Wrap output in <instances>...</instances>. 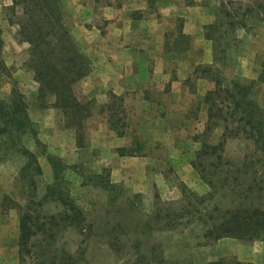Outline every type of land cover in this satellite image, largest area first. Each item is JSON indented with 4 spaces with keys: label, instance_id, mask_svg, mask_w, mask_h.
I'll use <instances>...</instances> for the list:
<instances>
[{
    "label": "rangeland",
    "instance_id": "obj_1",
    "mask_svg": "<svg viewBox=\"0 0 264 264\" xmlns=\"http://www.w3.org/2000/svg\"><path fill=\"white\" fill-rule=\"evenodd\" d=\"M17 1L0 0V99L11 98L13 90L25 97L31 124L24 127L21 144L43 170L36 177V199L55 182L50 157L65 165L59 181L81 215L59 231L57 253L67 252L74 264H128L140 244L142 253L162 250L167 258L264 264L262 240L224 237L197 246L204 241L199 218L205 210L233 205L222 182L235 184L237 178L245 181L254 170H264V154L255 152L244 135L226 132L232 137H224L222 119L215 118L217 124L206 129L209 105L204 102L217 85L233 91V81L241 86L255 81L264 112V0L51 2L67 30L63 44L71 41L86 67L72 84L80 103L77 113L55 106L54 94L40 97L31 45L20 31L27 15ZM185 10L204 13L202 34L184 31ZM207 25L213 40L205 36ZM162 30L159 50L153 46ZM142 63L150 64L139 69L145 80L130 93L118 76L126 74L128 64L135 70L128 72L137 74ZM121 90L125 93H117ZM216 103L215 111L228 112L224 94ZM203 142L223 146L199 156ZM27 161L0 141V264H32L34 258L21 261L19 254V206H27L31 197L20 175ZM194 163L220 185L214 199L207 195L215 188ZM45 208L49 213L68 210L62 211L57 201Z\"/></svg>",
    "mask_w": 264,
    "mask_h": 264
},
{
    "label": "trees",
    "instance_id": "obj_2",
    "mask_svg": "<svg viewBox=\"0 0 264 264\" xmlns=\"http://www.w3.org/2000/svg\"><path fill=\"white\" fill-rule=\"evenodd\" d=\"M17 2L15 0V3ZM51 2L55 4L58 0H21L20 3L24 5L23 9L27 18L25 21L22 19L20 31L24 40L31 45L30 53L35 62V78L41 82L42 86L40 97L46 98L47 93L54 94L55 106L69 108L77 113L80 103L74 95L72 84L86 74V67L75 48L70 45L71 41L66 45L63 44L67 30L61 24V18L56 9L50 7ZM211 27V25L205 26L207 29L205 36L207 39L213 40ZM254 85L255 81L243 86L239 85L238 81H233V91L231 89L223 90L218 85L209 90L204 96V102L209 105L206 129L213 128L212 126L217 124L215 118L219 117L225 125L224 137H232V135H226V132L233 133V137L244 135L246 139H250L254 143L255 152L264 154V112L256 100ZM222 94L228 99L226 107L228 112H224L223 109L215 111L217 108L216 99ZM11 96L6 100L0 99V141L3 140L4 146L16 148L27 157L28 161L21 168L20 175L31 188L29 204L19 206L21 211L20 259L25 261L33 254L32 264H74L73 257L65 252V249L63 250L65 254L62 255H59L56 249L59 231L72 227L69 225H74L79 218L78 215H81V211L73 202L69 204V194L61 187L62 184L59 181L65 165L59 159L50 157L56 179L55 182L47 186L46 193L36 199V177L41 176L43 170L36 155L21 144V137L25 132L24 127L31 124L25 97L17 90H13ZM222 146L203 142L202 151L198 154L199 156L202 154L210 156ZM194 165L201 172L202 178L215 188L207 195L208 199H214L220 187L228 188L226 190L229 192L225 195L227 198H229L228 195L233 198L231 207L215 204L212 208L205 210V213L199 218L201 237L204 241L198 242L197 246L208 245L224 237L264 241V170H254V177L250 179L245 177L244 179H248L245 181L237 178L235 184H229L230 182H226V179L223 181V178H220L219 183L223 182L219 187L217 183L202 174L200 163H194ZM203 200H206L205 197ZM52 201L63 205L62 211L68 210L63 213H49V209L45 208V205ZM32 205H37L38 210L32 209ZM79 225L80 222L77 223L78 227ZM82 228L84 226L79 229L82 230ZM35 239L38 240L34 242ZM137 246L135 254H131L128 259V264H249L226 261L225 258L203 263L188 261L184 259V256L167 258L162 250H157L155 254L149 253L148 250L142 253V246L140 244Z\"/></svg>",
    "mask_w": 264,
    "mask_h": 264
},
{
    "label": "crops",
    "instance_id": "obj_3",
    "mask_svg": "<svg viewBox=\"0 0 264 264\" xmlns=\"http://www.w3.org/2000/svg\"><path fill=\"white\" fill-rule=\"evenodd\" d=\"M183 16L185 18V29H184L185 32H187V33L196 32L199 35L202 34L203 25L206 24V20L204 21V13L200 14V13H196L192 10H185L183 13ZM158 27H160V25L157 24V28ZM164 32H165L164 30H162L161 32L160 31L157 32V35H156V42L157 43H155V45L153 46L154 48L159 49V50L160 49L163 50V43L165 40ZM149 49L147 48L146 51H148ZM148 57H149V55H148ZM142 65L143 66H141V68L139 66H137L138 70L136 69L137 74L135 73V75L133 73L128 72L129 69L132 70V72L135 71V70L133 71L132 66L130 68H129V64L127 66H125L127 69L126 74L118 76V80H117L118 83L124 85L123 89H126L127 91L130 90V93H133V90L135 91V88H138V83L145 80L144 77H142L138 74L139 69L141 71H144L145 69L150 67L149 66L150 64L142 63ZM95 79H96V81L98 80V78H95ZM122 92H124V90H121V92L118 91L117 93L121 94Z\"/></svg>",
    "mask_w": 264,
    "mask_h": 264
}]
</instances>
